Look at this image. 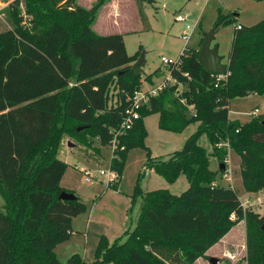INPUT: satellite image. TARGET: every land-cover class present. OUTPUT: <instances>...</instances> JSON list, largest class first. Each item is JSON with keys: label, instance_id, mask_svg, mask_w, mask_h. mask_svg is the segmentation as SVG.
<instances>
[{"label": "trees", "instance_id": "obj_1", "mask_svg": "<svg viewBox=\"0 0 264 264\" xmlns=\"http://www.w3.org/2000/svg\"><path fill=\"white\" fill-rule=\"evenodd\" d=\"M19 1L5 9L7 27L0 25V193L5 201L0 210V264H195L245 217L250 218L245 259L264 264V215L244 208L238 192L221 185L219 171L210 166L213 155L223 170L228 148H233L241 159L244 189L264 191V117L242 124L229 116L235 97L264 95V20L250 26L232 20L224 78L200 64L198 49L185 48L167 66L177 83L153 97L141 109V118L120 136L125 147L112 158V169L120 176L128 152L142 146L148 168L169 183L184 174L189 187L179 195L167 189L144 195L138 184L133 196H143V204L126 238L110 243L102 235L94 262L79 256L64 262L55 248L72 236L73 219L88 205L78 196L59 197L72 192L61 186L69 167L58 158L62 139L74 133L81 143L94 145L99 138L100 146H109L111 129H120L142 75L134 73L131 63L138 56L127 53L123 35L94 34L87 22L91 12L77 0H26L29 26L23 24ZM74 76L77 82L70 85ZM145 78L154 83L153 74ZM112 82L119 99L108 107ZM180 85L187 86L181 96ZM155 113L163 130L181 132L192 122L200 124L181 150L153 161L144 140L145 118ZM203 133L215 147L212 154L199 144ZM221 142L228 145L218 147Z\"/></svg>", "mask_w": 264, "mask_h": 264}, {"label": "rangeland", "instance_id": "obj_2", "mask_svg": "<svg viewBox=\"0 0 264 264\" xmlns=\"http://www.w3.org/2000/svg\"><path fill=\"white\" fill-rule=\"evenodd\" d=\"M77 5L91 12L87 22L94 34L121 33L130 56L139 58L141 52H145L146 62L141 77L143 80L153 74L154 83L169 75L167 65L162 62V56L176 61L185 48L199 50L204 34L219 24L213 46H219V54L224 57V62H228L234 30L232 20L235 19V24L246 26L264 20V0H77ZM179 15H188L187 21H177ZM5 19L4 11L3 17H0V25L5 24L7 27ZM8 23L12 26V21ZM187 24L194 26L188 40L184 38ZM76 82L74 76L70 85ZM147 84L144 80L143 86ZM186 89V85H180L177 94L181 96ZM67 91L68 88L65 92ZM117 91L115 82H112L106 93L108 107L119 99ZM230 107L231 121L242 124L249 122L255 118L249 115V112L255 109L259 110L256 117H264V95L252 93L235 97L231 100ZM190 113L194 116L195 110L191 108ZM199 124V121H195L183 131L173 132L159 127L158 113L147 116L145 125L148 136L144 144L149 147L153 161L167 159L175 151L181 150L187 139L197 131ZM199 144L210 154L215 151L207 133L200 136ZM58 158L69 164L62 178V185L88 205L86 212L73 219L72 236L55 248L57 258L64 262L74 256H79L87 263L94 262L102 235L106 236L110 243L119 238H126V232L135 227L143 204V196H133L138 184L144 195L159 189H167L179 195L189 187V181L184 174L176 182L169 183L154 169L148 168L147 150L142 146H135L128 152L122 175L110 181V184L108 177L100 172L112 169L113 152L109 146H100L97 139L94 145L89 142L85 144L81 143L74 133L67 134L58 149ZM210 159L211 168L219 171L217 181L221 185L234 188L242 202H246L248 198L256 201L257 195L248 193L243 187L241 159L235 149L228 148L223 170L220 169L221 161L216 156L212 155ZM86 170L91 173V182L86 179ZM4 204L0 193V210L4 209ZM252 207L255 212L264 215V204ZM249 221L250 218L245 217L233 226L195 264H212V258L218 259L217 264H243L248 251ZM251 226L258 228L256 222ZM262 239L264 242V234Z\"/></svg>", "mask_w": 264, "mask_h": 264}, {"label": "built area", "instance_id": "obj_3", "mask_svg": "<svg viewBox=\"0 0 264 264\" xmlns=\"http://www.w3.org/2000/svg\"><path fill=\"white\" fill-rule=\"evenodd\" d=\"M15 0H0V17H3L4 11L5 9ZM19 6H20V10H21V15L25 18V20L23 21V24H25L26 26L30 25L29 22V17L28 14L26 12V0H20L19 1ZM188 19V15L182 16L179 15L177 16V21H187ZM193 27V28H192ZM187 24L186 25V29L184 31V38L186 40H188L194 30V26H192ZM240 27V25H239ZM192 28V30H191ZM179 60V58L176 61H172L170 60L168 57L166 56H162V62L164 64H166L167 66L175 63ZM227 75H220V77L224 78ZM147 81V85L143 86V81ZM177 80L174 79L171 75V73L169 72V75H167L164 79H162L161 81H159L158 83H151L148 82V80L145 78L142 80L140 87L135 91V93L129 98L130 102L128 104V106L126 107L124 113H123V120L121 123V127L119 130L114 131L113 129H111V131L113 132V137L112 140L109 144V147H111L113 154L117 153V150L119 149H124L125 146H121V141H120V136H122L125 132H127L128 130H130L134 124L136 123L137 120H139L141 118V109L143 107H148L151 103V99L157 95H159V93L166 89L168 86L172 85V84H176ZM117 93L119 92V89L117 88ZM118 102V100H117ZM116 102V103H117ZM112 106V105H111ZM259 110L255 109L251 112H249V115L256 117L258 116ZM98 141H100L99 138H96ZM228 145V142H221L219 143L217 146L218 147H223ZM86 179L88 181L91 182V173L90 171L86 170ZM101 175H106L108 177V183L110 184V181L116 180L119 177V174L116 170L114 169H110L109 171L106 170H101ZM256 196V201L253 202L250 198L247 199L246 202H242V205L244 208H248V207H252L254 205H263L264 204V197L262 198V195H264V191H260L257 193H254ZM243 264H249L247 259H243Z\"/></svg>", "mask_w": 264, "mask_h": 264}, {"label": "water", "instance_id": "obj_4", "mask_svg": "<svg viewBox=\"0 0 264 264\" xmlns=\"http://www.w3.org/2000/svg\"><path fill=\"white\" fill-rule=\"evenodd\" d=\"M149 2H153V0H149ZM215 35H216L215 28L204 34V39L201 48L199 49V62L209 72L217 75H224L228 72V63H225L224 57L219 54V46L218 45L213 46ZM145 62H146L145 52H141L137 61L133 63V69L135 75L139 76L144 74L143 66ZM69 144L72 145L71 143ZM222 167L224 168L225 164H223ZM59 197L61 200L77 199V195L74 192H69V191H63ZM211 262L212 264H217L218 259L212 258Z\"/></svg>", "mask_w": 264, "mask_h": 264}, {"label": "crops", "instance_id": "obj_5", "mask_svg": "<svg viewBox=\"0 0 264 264\" xmlns=\"http://www.w3.org/2000/svg\"><path fill=\"white\" fill-rule=\"evenodd\" d=\"M61 186H62V187H65V186L62 185V181H61Z\"/></svg>", "mask_w": 264, "mask_h": 264}]
</instances>
